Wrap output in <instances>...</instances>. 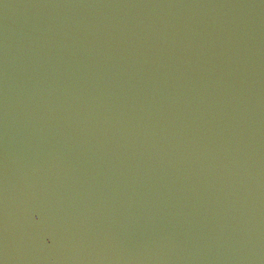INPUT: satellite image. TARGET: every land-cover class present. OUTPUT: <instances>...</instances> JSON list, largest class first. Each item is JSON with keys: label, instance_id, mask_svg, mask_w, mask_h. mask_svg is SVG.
<instances>
[{"label": "water", "instance_id": "95a60500", "mask_svg": "<svg viewBox=\"0 0 264 264\" xmlns=\"http://www.w3.org/2000/svg\"><path fill=\"white\" fill-rule=\"evenodd\" d=\"M0 264H264V0H0Z\"/></svg>", "mask_w": 264, "mask_h": 264}]
</instances>
